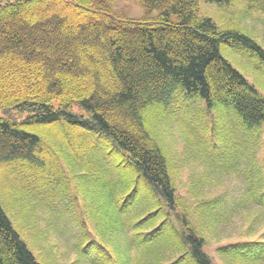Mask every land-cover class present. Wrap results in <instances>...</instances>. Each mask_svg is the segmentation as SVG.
Listing matches in <instances>:
<instances>
[{"label": "trees", "instance_id": "trees-1", "mask_svg": "<svg viewBox=\"0 0 264 264\" xmlns=\"http://www.w3.org/2000/svg\"><path fill=\"white\" fill-rule=\"evenodd\" d=\"M114 1L0 4V264H48L10 210L26 225L32 199L47 206L54 228L72 218L83 233L64 226L76 243L72 264H217L208 252L216 237L223 264H264V48L202 16L198 0H135L146 10L141 19L116 11ZM222 49L235 50L258 82ZM201 104L206 113L197 111ZM172 123L192 148L174 160L208 164L191 172L184 195L177 183L182 166H174L163 132ZM85 124L102 139H83L86 157L72 163L71 173L81 177L69 197L63 144L46 141ZM208 132L218 146L206 143ZM65 150L79 151L74 141ZM242 167L241 192L209 196L213 177ZM3 181L12 184L10 208ZM236 219L244 222L238 240L222 244L228 236L218 230Z\"/></svg>", "mask_w": 264, "mask_h": 264}, {"label": "rangeland", "instance_id": "rangeland-1", "mask_svg": "<svg viewBox=\"0 0 264 264\" xmlns=\"http://www.w3.org/2000/svg\"><path fill=\"white\" fill-rule=\"evenodd\" d=\"M13 1V0H12ZM2 3V0H0V4ZM199 3V13L202 16L210 17L212 18L221 28H229V29H236L245 32L249 36H251L253 39H255L263 48H264V0H241L234 2L233 4L229 6H218L216 4H208L204 0H198ZM112 7L124 14L126 17L130 19H141L145 16L146 10L145 8L140 5L135 0H116L114 2H111ZM116 7V8H115ZM245 53L248 52V50L242 48ZM231 51V50H230ZM236 51L233 50L231 52L227 51L225 52L224 49H222L223 55L229 58V60L241 71L244 72V74L247 75L248 79L252 84H256V81L258 82L259 78L257 75L251 70L246 67V61L244 59L238 58V55H234ZM256 60V59H255ZM253 63L255 61L252 60ZM259 84V83H258ZM197 108V106H195ZM199 109L197 111L199 112H205L206 110L204 108V105L198 106ZM208 115V114H207ZM205 116V115H203ZM185 117V115H184ZM206 117H204L205 119ZM203 119V121H204ZM167 125L165 128L167 130H163L165 132L166 137V144L167 148L169 150L170 155L173 158L174 166H182V173L180 178L177 179L178 185V193L181 195H184L185 188L184 186L187 181H189V176L191 172H205L208 168V164L204 161L198 162L194 161V165H191L192 167H184V162L178 163V161H175L174 159H182L185 158V156L190 154V151L192 150L191 147H188L187 145V138L181 133L179 126L177 123H172ZM48 129L53 128H46ZM50 133V132H49ZM206 141V143L209 145V147L218 146V140L215 136V133L211 134L210 132L205 133L202 135ZM51 139H57L60 143L63 144L62 151L65 153L63 160H61V163L63 166H65L68 171L71 173V168L74 167L72 164L75 159L77 160H85L86 154H82L84 151L83 148V139H86L87 142L93 144L96 141L101 142V135L97 133V131L91 127L88 124H85L84 127L78 130V133H74L72 129L67 130L66 132L63 131H56L52 132L50 138L47 139L46 144L51 147L53 140ZM74 141L78 145V153H75L72 150H65L67 146H69V142ZM104 143H107L106 141ZM110 149V148H109ZM60 147L58 151H60ZM108 150V149H107ZM217 153H219L217 151ZM256 155L258 159L263 158V151L260 150L259 152H256ZM66 161H68L71 165L68 166L66 164ZM213 170L216 171V168L213 167ZM244 168L242 167L237 172L231 174L227 171H224L221 174H218V177H213V179H218L216 181H212V183L209 181V187L207 189L209 196H216L218 194L223 193L224 191L228 192H241L242 188V182L244 179V176L241 175L240 172L244 173ZM240 171V172H239ZM69 173V176L72 180V189L66 188V194H70L69 197H75V187L77 189V182L81 177V173ZM68 177V174L66 175ZM74 184V185H73ZM12 184H8V182L3 181L1 185V196L4 202L7 204L8 208H10L9 205V198H14V196L9 192V194L6 192L7 189H9V186ZM70 190V191H69ZM74 190V191H73ZM18 197V196H16ZM188 197V196H187ZM44 198L42 197L39 201H43ZM59 198H54L55 206L59 209V206L63 205V202ZM33 200V199H32ZM30 201V214L29 218L26 219V225L19 220V214L18 210L16 211L12 207L10 208L11 213L15 215V221H17V225H20V227L24 228L26 231L25 233V240L28 241L30 244V247L35 250V254L38 256L39 260H44L48 264H72L76 260V256L74 255L73 250L76 249L74 245L76 243H71L69 240V236L65 233L66 230L64 226L67 228L69 227V230L72 234L78 235L79 237L83 234L81 233L79 227L72 226L70 224V220L72 218L59 221V230L53 227V219H55L54 216L50 213V210L47 208V206L44 203H35L33 201ZM54 206V207H55ZM55 207V208H56ZM56 208V209H57ZM77 210V209H76ZM75 216L77 214V211H73ZM31 217H35V221L31 220ZM74 217V216H72ZM67 221V222H66ZM75 222V221H74ZM57 223V224H58ZM244 222L240 221L239 219H236L231 225L227 226V228L223 227L221 230H218V232H221V234L224 232V235L228 237H224L222 244H226L228 242H235L237 241L238 232L243 227ZM29 226V227H28ZM31 229L34 233L28 231ZM214 242L218 241V238H214ZM214 242H211L208 247V252L211 255V257L215 260L217 264H223V261L219 258L217 251L215 250L219 244H216ZM72 247V248H71ZM42 259V260H41Z\"/></svg>", "mask_w": 264, "mask_h": 264}]
</instances>
